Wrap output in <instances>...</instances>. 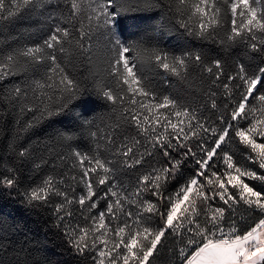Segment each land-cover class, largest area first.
<instances>
[{
  "label": "snow or ice",
  "instance_id": "obj_1",
  "mask_svg": "<svg viewBox=\"0 0 264 264\" xmlns=\"http://www.w3.org/2000/svg\"><path fill=\"white\" fill-rule=\"evenodd\" d=\"M151 12L259 62L128 37ZM162 74L187 90L161 92ZM10 116L0 151L31 161V183L5 161L0 193L47 211L79 264H264V0H0V136ZM57 117L76 130L18 146ZM17 231L0 219V264H51Z\"/></svg>",
  "mask_w": 264,
  "mask_h": 264
},
{
  "label": "trees",
  "instance_id": "obj_2",
  "mask_svg": "<svg viewBox=\"0 0 264 264\" xmlns=\"http://www.w3.org/2000/svg\"><path fill=\"white\" fill-rule=\"evenodd\" d=\"M163 23L162 28H157V25ZM27 24L21 22V26L17 31L22 36V42L32 43L28 39V33L25 32ZM125 33L130 38H138L145 31H150L154 37L153 43L160 48L173 54H181L185 51H201L208 59L221 58L229 64L236 60H242L245 63H252L249 56L255 58V62H259V53H247L244 46L234 47L229 50H223L215 44L199 41L194 38L182 34V30H178L168 23L167 20L161 21L160 13H131L123 21ZM157 28L156 31H151ZM32 31V29H29ZM155 77V82L160 87L161 92H172L174 95L187 90V85L182 83L176 77L162 74ZM165 79L170 83L165 85ZM95 100V98H93ZM94 108L95 112L104 110L102 101H96L94 105L89 107V111ZM79 111V109H78ZM94 114V113H93ZM14 117L10 116L7 121V130L3 136H0V148L3 147L7 137L12 134L11 125ZM76 130V125L70 123L66 117H57L53 121L45 122L44 124L32 129L27 134H20L18 146H27L33 141L42 142L53 136L57 131ZM81 147L86 146V141L76 142ZM35 150V145L33 144ZM16 167L21 176V183H31L29 176L31 174V161H24L21 158L13 155L5 156L3 151H0V165L4 162ZM35 177H33L34 179ZM7 219L9 223L17 226L18 231L13 234V238L17 242L36 240L43 242L44 254L51 261V264H79L76 257L70 254L66 249L64 242L59 238L56 230L52 227V219L44 210H29L19 204L15 196L9 197L0 193V219ZM161 264H167L166 256H162Z\"/></svg>",
  "mask_w": 264,
  "mask_h": 264
}]
</instances>
